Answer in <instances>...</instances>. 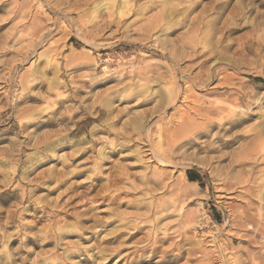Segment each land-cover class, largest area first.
Instances as JSON below:
<instances>
[{"label": "rangeland", "instance_id": "rangeland-1", "mask_svg": "<svg viewBox=\"0 0 264 264\" xmlns=\"http://www.w3.org/2000/svg\"><path fill=\"white\" fill-rule=\"evenodd\" d=\"M0 264H264V0H0Z\"/></svg>", "mask_w": 264, "mask_h": 264}, {"label": "trees", "instance_id": "trees-1", "mask_svg": "<svg viewBox=\"0 0 264 264\" xmlns=\"http://www.w3.org/2000/svg\"><path fill=\"white\" fill-rule=\"evenodd\" d=\"M187 177H188L190 182H199L200 181L199 175H197L196 173H194L192 171L187 172Z\"/></svg>", "mask_w": 264, "mask_h": 264}, {"label": "crops", "instance_id": "crops-1", "mask_svg": "<svg viewBox=\"0 0 264 264\" xmlns=\"http://www.w3.org/2000/svg\"><path fill=\"white\" fill-rule=\"evenodd\" d=\"M193 183H195V182H193Z\"/></svg>", "mask_w": 264, "mask_h": 264}]
</instances>
